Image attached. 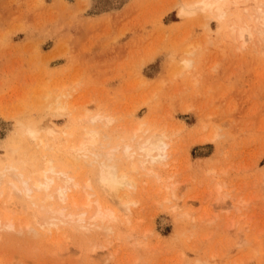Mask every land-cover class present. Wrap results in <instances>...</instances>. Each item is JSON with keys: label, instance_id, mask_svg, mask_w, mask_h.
<instances>
[{"label": "rangeland", "instance_id": "rangeland-1", "mask_svg": "<svg viewBox=\"0 0 264 264\" xmlns=\"http://www.w3.org/2000/svg\"><path fill=\"white\" fill-rule=\"evenodd\" d=\"M189 1L0 0L1 165L25 170L44 160L27 124L40 134L66 131L85 111L79 127L101 129L105 151L144 130L167 131L172 142L167 159L138 165L136 173L128 167L133 159L117 151L135 181L120 192L133 202L107 233L95 225L87 234L69 222L57 232L41 229L31 224L40 221V208L18 201L10 218L13 204L5 205L16 200L2 184L0 215L17 231L28 215L39 233L0 224V264H264V42L258 34L244 43L229 34L234 9L252 11L256 1L232 4L226 22L216 8L183 12ZM70 80L78 86L66 88L74 95L69 106H79L60 116L46 108L44 94ZM96 114L104 119L92 124L88 117ZM59 151L56 159L81 172L79 179L94 174L86 158L79 166ZM90 191L99 197L100 190Z\"/></svg>", "mask_w": 264, "mask_h": 264}, {"label": "bare ground", "instance_id": "bare-ground-1", "mask_svg": "<svg viewBox=\"0 0 264 264\" xmlns=\"http://www.w3.org/2000/svg\"><path fill=\"white\" fill-rule=\"evenodd\" d=\"M240 1L241 0H194L191 3L189 1L190 4L185 5L184 11L183 10L182 11L183 12L188 11V13L189 12L192 13L193 10L198 9L201 11L211 13V11H213V9L216 8V9H218V14L216 15L217 18L221 22H224V21L226 22V20H229L230 17L233 16V14L235 13L232 10L233 8L231 9V5L237 4V3L241 4ZM244 1H246V0H244ZM244 1H242V3ZM252 1L254 4V0H252ZM252 1H251V5H252ZM255 1H256L255 5H252L253 6L252 11H248V10H251V9H247L248 6L246 8H242V10L238 9L239 11L237 9H234L237 11V14L236 13L234 14V17H236V20H233V18L231 20L234 21L232 23H233V26L234 25L235 26L233 28V26L231 25L233 29L231 28V26H229L231 29V31H230L231 33H229V34H230V36L235 35L232 33L236 32L238 38L243 40V42L241 41L242 43H244V41H246L247 38H248V41L251 40V38L253 37L254 34H256V35L258 34L257 36H259L258 38L260 39L259 40L256 37L255 41L258 39V41L264 42V0H255ZM235 7H236V5H235ZM239 8H240V6H239ZM198 10H197V12H198ZM245 11L248 12V15H246L247 16L246 19L243 18V17H245L243 15V13L246 14ZM238 38H234V40L235 39L238 40ZM54 61H59V59L55 58ZM190 63H191L190 60H187L184 62L185 65L186 64L190 65ZM73 81L74 80H70V83H68V84H67V82H62V85H59L60 87L58 88L59 92L57 91L58 93H56V94H55V92L48 90V89L45 91L44 101H48L45 105L47 109L51 110L52 112L54 110L58 111L60 113V116H61V114H68V113L73 114L74 113L73 109L75 110V108H77V106H79V104L75 105L76 107L73 105L72 108L69 106V105H71L70 103L73 101V99L70 96H74V95H70L71 92H69L66 89L67 86L72 87V85L76 84V81H78V80H76L75 82H73ZM71 83H73V84L70 85ZM71 87H69V88H71ZM75 89H77V88H75ZM69 98H71L72 101H69ZM76 98H78V97H76ZM44 101L42 100L43 104H45ZM39 103H41V102H39ZM72 104H73V102H72ZM2 108L3 107H1V105H0V121L2 120V113H1ZM3 110H4V108H3ZM78 110H79V107H78ZM42 111H44V110H42ZM41 113H43V112H41ZM102 114L101 115L96 114L95 116H93L91 118L88 117V119H90L91 123L93 124L97 120L104 119ZM86 115H88V112H86V111L81 112V114L80 113H78V114L76 113V115L74 114L73 119H74L75 125H73V124L72 125L75 127L70 129V130L68 129L66 131H62V129H61V132H59L60 130L59 131L56 130L55 129L56 127L55 128L54 127H50V128L47 127L48 129H47L46 133L40 134L33 127V124H27L28 125L27 127L31 128V130H32V135H34V137H37L39 139L38 142L42 146V148H40V146H39V148L44 149V153L41 155L42 159H44V160L40 161V162L37 161L38 163L34 162L33 166H31L25 170L23 168L22 169L18 168L15 163H8L5 165L0 164V187H2V184L4 185V183H6L5 185H7V193L14 195L15 197L13 196V198H15V199L13 201L16 200V202H11V201L7 202L6 205H5V203L2 202L5 205V207H7L8 210L11 208V206L13 204L12 207L14 209L11 208V212H13L12 209L14 210V212L11 213V212H9L10 210L8 211L9 217L12 215L10 218H12L13 215H16L15 212H17V211L15 209L18 206H20L19 204H17L18 202H20L23 204L21 206V208H23V206H25V203H27V205L28 204L34 205V206L38 207V209L40 208V211H41L40 212L41 214L39 213L41 215L40 221L35 220V217L34 218L31 217V218H29V220H32V218H33L34 222H31V224L32 223H36L37 225L39 224L38 226L41 227V229L44 228L47 231H50L51 228L56 226L55 230L57 232L59 230V228H57V226L60 223L67 225L69 222V224L70 223L72 225L74 224L73 225L74 227L76 226L74 228L75 230L77 227H79L80 229L82 228L83 230L85 229L87 231L91 230V229L92 230L95 229V231H96L99 227H103L104 229L103 228H100V229H103V231L106 229L104 232H106V231L111 232V230H113L115 225L118 224L117 221L120 218L121 212L122 211L125 212L126 210H129L130 209L129 203L133 202V201L124 199V198H126V197H124V194L126 192L125 193L123 191L120 192L121 189H123V187H126V186L132 187V185L135 184V181L133 180L134 177L132 176L133 177L132 178L128 171L132 169V170H134L133 172H135L138 168V165L141 167L142 165L146 166V164H149V163L155 167L156 162L160 161V163H161V161L167 159L166 157H168V154L170 153V151H169L170 146L169 145L172 142H170L171 141V139H169L170 137L167 135V133H165L167 131H164V130H162V131H151V132L149 130H144V134H142L140 136L138 135L139 138H137L136 141L134 140L133 141L134 143H133L131 140L132 137L135 135V133L138 134L137 132L143 129V125H141V124H139L137 126L134 125L135 126V128H134L135 133L132 131L134 133V135L132 134L133 136L130 137L131 139L128 138L131 140V142H129V141L127 143L125 142V144L121 148L120 143H122V141L124 140L122 138L123 140H121V142L118 143L119 145H117V142H118L117 141L116 144L114 145V147H110L111 149L109 148L108 150L105 151L102 149V147H104V146L100 145V144H103L102 143V136L100 133L101 129L96 128V126H94V127H83V128L79 127V124L81 123L79 120L82 118L83 119L86 118L87 117ZM105 118H106V116H105ZM107 118H108L107 121L109 120V122H110L111 118H109V117H107ZM84 121L86 122L87 119H85ZM29 123H30V121H29ZM55 123H57V122H55ZM81 125H82V123H81ZM105 135H104V137H105ZM105 140H107V139H105ZM110 141H111V139H110ZM110 141L108 143H110ZM38 142H36V143H38ZM60 145L64 146L66 152H63L60 150L61 149ZM106 145H107V143H106ZM120 148L123 150L121 152L125 155L126 159L128 158L129 160L130 159L134 160V158L136 157V158H138L137 161L139 162V164L137 163V161L131 160V163L129 162V166H128V167L131 166L129 168V170L126 171V170L122 169L120 167V160L125 159V157L122 159V154H121V156H120V154L117 155L118 154L117 151L121 150ZM56 149L58 151L60 150L63 154L67 155V153H68V156H67L68 162L72 163V164H78L79 163V166H80V164H82L81 163L82 160H84L86 158L84 161L85 162L88 161L87 163H89V166H90V164L94 165L93 168L95 169V171L94 172H93V170L91 171V173L92 174L94 173V174L91 176L90 175L88 176L87 173H85V176L87 175L88 177L85 178V176H84V177H82L83 179L81 178L82 180L79 179L81 172L79 175H78V172L76 173V171L72 172L73 169L71 170V168H68L67 165H63L60 161H58L59 159H56V157L54 156V151ZM119 153H120V151H119ZM58 156H60V154ZM136 158H135V160H136ZM40 159H41V157H40ZM80 159H81V161H80ZM68 162H65V163H68ZM140 163H141V165H140ZM154 163H155V165H154ZM162 163L165 164L166 161H164ZM25 164H29V163H25ZM83 164H84V162H83ZM83 164H82V166L84 167L85 165H83ZM150 164H149V167H151ZM158 166H160V165H158ZM154 167H152V168H154ZM148 170L151 171L150 168ZM87 171L90 172V169ZM151 172H153V171H151ZM8 183H9V190H8ZM80 187L85 188L84 192H83V188L81 191L82 193H85V194H83L84 196L81 194V196L83 198L76 196V193L78 195V192H76V191H78ZM2 188H4V187H2ZM92 189H94L96 191L100 190V192L102 194L99 192V194H100L99 197H94L95 192L90 191ZM1 191L2 190L0 189V196L2 193ZM98 191H97V193H98ZM5 193H6V187H5ZM79 195H80V193H79ZM101 195H103L106 199L100 197ZM8 197L10 199L11 195L6 196V198H8ZM166 199L169 200V197L166 196ZM225 199H226V196L223 197L222 202H225ZM70 202L74 203L72 206H74V205L77 206L76 210H72V209L70 210L69 209V206H70L69 203ZM8 203H9V205H7ZM10 204H11V206H10ZM29 205H28V207L31 206V205L30 206ZM8 206H10V207H8ZM34 206H32V207H34ZM174 207H175V205H174ZM72 208H74V207H72ZM89 209H90V212H89ZM27 212L30 213L29 210ZM127 214H129V212L126 213L125 215L127 216ZM1 215H3V217H5V218H1L2 217ZM1 215H0V224L2 227L3 226H6V228L10 227V228H8V230L12 229V227H13L12 231L17 232L18 234H20V232H22V234L23 233L25 234V233H27V230H28V232L30 230H32L35 233L36 232L39 233L38 232L39 227L37 226L38 229L35 228L34 226H32L29 223L28 219H26V217H28V215H26L25 219H24L25 215L23 217H21V218H23L22 220L20 219V217L19 218L17 217L16 221L21 220L20 223H18V222L15 223V224H18L17 225L18 231L14 229L16 227L14 225V221L12 222L11 219L7 220L6 218H8V216L6 217L4 214H1ZM32 216H34L33 213H32ZM15 218L16 217H14L13 220H15ZM4 219H6V220H4ZM23 220H25V221L27 220L28 222L27 221L25 222ZM163 220H161V222ZM19 224L23 227L19 226ZM95 225L98 227L97 229L95 228L96 227ZM6 228H4V229L7 230ZM87 231H85V232H87ZM7 232L10 233L11 231L10 232L7 231ZM85 232H84V234H85ZM88 232H90V231H88ZM88 232H87V234H88ZM30 233H32V232L30 231ZM80 233H82V232H80ZM33 235L37 237V235H35V234H33ZM33 235H31V236H33ZM61 235H63V234H61ZM69 236H68V238H69ZM65 239H67V237L63 238V240H65ZM69 240H70V238H69ZM67 243H69V242L67 241Z\"/></svg>", "mask_w": 264, "mask_h": 264}]
</instances>
